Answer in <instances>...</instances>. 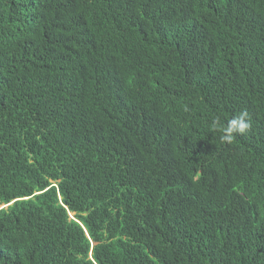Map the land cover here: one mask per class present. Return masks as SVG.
I'll return each instance as SVG.
<instances>
[{"label": "trees", "instance_id": "16d2710c", "mask_svg": "<svg viewBox=\"0 0 264 264\" xmlns=\"http://www.w3.org/2000/svg\"><path fill=\"white\" fill-rule=\"evenodd\" d=\"M0 264H264V0H0Z\"/></svg>", "mask_w": 264, "mask_h": 264}]
</instances>
